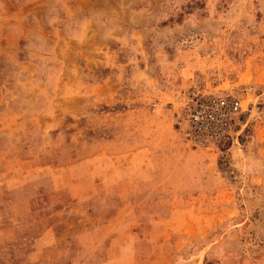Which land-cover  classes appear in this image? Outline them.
<instances>
[{"label":"rangeland","instance_id":"rangeland-1","mask_svg":"<svg viewBox=\"0 0 264 264\" xmlns=\"http://www.w3.org/2000/svg\"><path fill=\"white\" fill-rule=\"evenodd\" d=\"M26 1L0 0V264H31L13 248L31 246L42 209L125 175L108 139L169 122L194 189L175 187L171 217L146 223L162 230L156 263L261 264L264 0H81L69 16L63 0ZM208 93L241 99L238 124L215 144L185 140L175 111Z\"/></svg>","mask_w":264,"mask_h":264},{"label":"crops","instance_id":"crops-1","mask_svg":"<svg viewBox=\"0 0 264 264\" xmlns=\"http://www.w3.org/2000/svg\"><path fill=\"white\" fill-rule=\"evenodd\" d=\"M36 1H26L22 9ZM80 1L63 0L65 15L83 11L85 1ZM169 124V132L159 135L133 132L108 139L114 145L119 142L121 148L107 154L115 171L120 168L125 175L118 179L114 176L104 187L99 182L93 184L89 198L74 201L56 216L42 209L36 221L39 224L32 228L35 231L42 225L35 240L25 251L14 246V255H32L31 264H158L156 253L161 254L158 243L162 230L146 223L171 217L166 213L169 207L160 206L175 203V187L184 184L187 192L194 189L193 175L187 168L192 150L170 130ZM180 170L185 177L176 179ZM39 199L34 201H50L45 196Z\"/></svg>","mask_w":264,"mask_h":264},{"label":"built area","instance_id":"built-area-1","mask_svg":"<svg viewBox=\"0 0 264 264\" xmlns=\"http://www.w3.org/2000/svg\"><path fill=\"white\" fill-rule=\"evenodd\" d=\"M242 111L241 99L233 94H194L175 111L174 127L185 140L215 144L231 136Z\"/></svg>","mask_w":264,"mask_h":264}]
</instances>
